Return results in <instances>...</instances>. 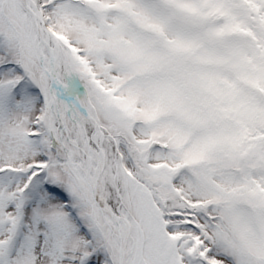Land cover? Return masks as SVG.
<instances>
[{"label": "snow or ice", "instance_id": "obj_1", "mask_svg": "<svg viewBox=\"0 0 264 264\" xmlns=\"http://www.w3.org/2000/svg\"><path fill=\"white\" fill-rule=\"evenodd\" d=\"M0 264H264V0H0Z\"/></svg>", "mask_w": 264, "mask_h": 264}]
</instances>
